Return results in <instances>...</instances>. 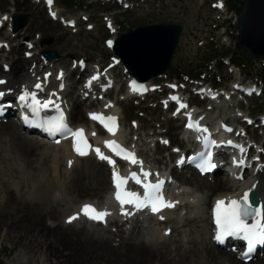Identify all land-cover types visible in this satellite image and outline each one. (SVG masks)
<instances>
[{
    "label": "rangeland",
    "instance_id": "obj_1",
    "mask_svg": "<svg viewBox=\"0 0 264 264\" xmlns=\"http://www.w3.org/2000/svg\"><path fill=\"white\" fill-rule=\"evenodd\" d=\"M27 1L30 5H26V9L15 12V14L26 15V23L13 33L8 30L10 27L5 24L1 32H9L12 36L15 35V39H8L10 38L8 34L4 43L11 47H17L18 44H22L25 47L20 36L27 34L25 29H27L26 27H28L30 22L36 21L39 27L32 28L30 36H26L27 41L36 42L35 45L43 47L44 51H55L57 58L54 60L64 58L75 61L83 58L91 66L102 64L106 67L113 56L112 51L107 49L105 45L106 40L111 37L105 28V19L109 16H111L116 27V35L114 36L117 37L129 29L142 25L161 23L182 26L180 40L171 60L170 69L164 76L152 80L154 84L161 85L160 91L145 98L130 99L117 104L121 113L120 122L125 139L129 144L132 140L138 139L139 145H141L139 148L147 149L145 157L152 165H162L164 162L160 163L159 159H164L171 167L173 165V154L170 153L169 147L159 146L158 148H151V155V152L148 151L152 147V145L150 146L151 139L168 137L172 142V146L178 144L183 148L188 145L181 141V124L176 119H171L169 116L171 110L165 112L159 104L164 96L163 93L169 92V89L165 86L166 83L177 81L182 89L188 90L192 79L203 73L204 75L207 74L204 77L207 82L214 75L221 81L218 88H227L233 81L236 82L243 79L254 81L255 78L260 77V72L263 68V59L254 60L252 58L248 63L242 60L245 63V67L242 69L231 67L230 72L228 65L225 64L227 63L226 60L224 61L225 66L221 70L216 66L215 58L224 57L226 59L227 57L224 55L226 52H237L234 20L241 0H235L234 8L232 10L227 9L224 12L211 9L209 5L212 0H129L131 4L135 5L134 8L129 9H123L119 5L113 6L112 3H105V0H73L74 6L64 8L61 6L60 1L56 0L61 15L77 20L78 24L73 28L52 21L41 3L34 4L32 0ZM12 2V0H0V13L6 12ZM85 17L89 18L88 22L82 20ZM42 19L49 23H45L42 26ZM87 24L92 25L93 28L91 30L87 29ZM217 24L218 27L215 29L214 26ZM16 35L19 37H16ZM44 38H50L51 43L41 44ZM0 39L2 38L0 37ZM25 50L20 54H24ZM32 51L33 53L39 52L38 50ZM240 51L242 52L241 49ZM12 58L13 61H16L19 56L12 55ZM114 71L118 78L115 87L109 91V97L117 99L125 92L126 85L121 67L115 68ZM85 74L87 73L85 72ZM77 77L78 75L74 76V80ZM76 83L73 96L75 100L78 98L76 94L79 92L76 90L80 87L81 81L78 80ZM195 101L200 103L198 99H195ZM96 106L98 107L97 104L94 105V107ZM238 106L241 113H250L254 117H258L264 114V96L241 100ZM236 110L237 108L232 107L230 112L227 113L230 118L229 121L237 113ZM132 120L136 121L137 127L131 125ZM254 134L259 138V141L262 140L259 131L255 130ZM141 138H145V141L140 142ZM151 143L153 144V140H151ZM13 148L7 135L0 132V262L2 264H16L18 255H20L30 240L31 236L29 234L27 239L25 238L23 229L19 227L12 228L11 226V223L14 222L17 224L22 223L21 218L23 219L24 213H26L24 212L25 203L28 204L30 215L34 214V220L40 224L43 225V219H45L46 223H60L63 221V217H66L71 212V210H65L67 206L78 205L85 201L101 203L109 189L108 170L104 165L98 166V162L95 164L92 158L78 159L80 160L79 162L75 160L72 166L74 169L71 168V170L68 167V160L64 159L66 152L64 148L59 151L58 146H56V150L48 148L44 152L42 150V155L41 151L40 153L37 151L38 154L32 156L28 164L22 162L23 158L20 155H12L10 159L4 158L6 152L11 154ZM262 151L264 152V143L262 144ZM57 153L62 155L59 162ZM54 165L59 167L63 174L62 176L58 174L57 182L51 176L54 171ZM66 165L70 171L64 174L67 171ZM205 181L210 183L213 180L205 178ZM188 190L192 191V187L188 186ZM194 192L197 196L204 197V199H206V195L209 197L215 195L212 191L208 192L207 190ZM36 201L40 203V205H37L38 208L33 206V202L37 204ZM209 203L210 200H205V204L203 200L195 201V204H201L200 207L204 213L206 211L205 215L207 218ZM185 212L189 214V209H185ZM49 219L54 221L49 222ZM199 219L202 222V218ZM204 221L206 226V218ZM200 222L197 223V226L201 229ZM93 227L98 236L108 237L110 244H113L115 241V237L112 235L115 230L114 224L113 226L109 224L106 227H98L96 225ZM157 227L161 228L158 225ZM105 229L109 231H105ZM139 229L146 231L145 228L139 227ZM185 236L187 237V235ZM209 237L210 235L208 234V240ZM50 241L51 238L48 237L46 242ZM69 248V246H63L65 254L69 253V250H71ZM92 252L87 251L88 255L86 253L85 258H80V260L76 257H71V260H65L68 256L66 255L65 258H62L64 259L62 263H60V260L54 259L49 264H110L108 259L103 260L97 251ZM29 253V251H26V255H29ZM153 263L156 264L155 262L150 264ZM251 264H264V258H258Z\"/></svg>",
    "mask_w": 264,
    "mask_h": 264
},
{
    "label": "bare ground",
    "instance_id": "obj_2",
    "mask_svg": "<svg viewBox=\"0 0 264 264\" xmlns=\"http://www.w3.org/2000/svg\"><path fill=\"white\" fill-rule=\"evenodd\" d=\"M12 1L13 2L10 5V8H8L6 12H2L0 14V21L8 22L10 17L12 15H15V12L24 10L26 9V5H30L27 0ZM126 2L129 3L128 0H125V3ZM134 7L135 5H133V8ZM5 17H7V19H5ZM45 23L49 22H46L44 21V19H42L41 25L43 26ZM36 26L39 27L36 21L32 23L30 22L28 27H26L27 29H25L27 34L21 35L20 38L31 45L32 43L35 45L36 42L27 41L26 36H30L32 28ZM8 34L10 35V38L8 39H15V36H12L11 33L0 32V37L2 38L0 40L6 41ZM16 37L19 36L16 35ZM114 38L115 37L112 36L110 41H112ZM24 49L25 47L22 46V44H18V47H11L8 52H5L3 50L1 51L0 79H5L8 82L7 84L3 85V90L7 95H12L14 94V92L24 90L25 86L31 87L36 91H42V89L48 83L54 89L52 93L55 99L57 100L58 98H60L64 103V109H67L70 120L73 122V126L77 129H86H84L86 137L92 141L90 147H88V154H91L92 157L101 160L95 149L98 147L103 153L102 146L103 144H105V141H102L99 138L96 127L88 126L89 122L87 116L89 112L91 113V111H86L91 109V107L94 105V101H90L89 104H86L87 100L82 99V95H87V98H94V96L98 97L97 99H99L100 101V111L119 116L120 111L117 107V104H119V102L125 101L124 99L128 98L131 95L129 91L121 94L115 101L114 99L109 97L108 90L104 91L102 89V86L106 84V82H102V80L103 77L106 76L98 75L96 72L98 71L97 68L87 66V69L93 70V72L88 74V76L83 81L84 83L76 90L79 93L76 94L78 95V98L75 100L73 96L75 94V88L77 85L76 82L79 79L75 81L74 76H76L79 72V67L77 69H73L72 60L64 58L44 62L40 57V53L44 49L41 46L37 47V45H35L31 50H27V48L25 50V54H20L24 51ZM32 50H38L39 52L33 53ZM28 52H31L30 57H28V55L26 54ZM12 55L19 56V58H17L16 61H13ZM5 65H7V67H5ZM78 66H80L79 63ZM61 72H63L62 77L60 76ZM48 73H50L51 75L49 76L47 81H44L43 79ZM79 73V77L81 78L82 73ZM108 80H110V76H108ZM37 82H42L43 87L41 89H35L34 85ZM56 85L57 87L65 85L63 89L67 88V90H69L66 95H64V97H66L65 99L62 100V97H60L58 90H56L57 87L54 88ZM9 89H12V91H9ZM7 95L6 99L8 100V102H10L12 100V97H8ZM210 105L211 107H209ZM230 106L233 107V104L230 105L229 103H226L224 101H210L208 104H205V106H202L201 111H197L196 117L199 118L200 116H203V122H205L207 125L215 124L217 121H225L229 119L227 113L230 112ZM0 132H3L7 135L9 142L14 147L11 151V154L6 152L4 157L5 159L12 158V155H20L23 158L22 162L24 164H28L31 160V157L38 154L37 151H39V153L41 151L42 155V153L48 148L56 150V146H58V151L62 150V148H64V151H66L64 159L68 160V167L70 169L72 168L75 160L76 162H79L83 159L77 157L72 149L66 146V142H56L52 146L40 143L34 137L26 135V131L24 129H21L20 126L12 119H8L6 120V122L0 123ZM117 137L121 139L122 142H125V138L121 129ZM185 139V136H183L181 141L184 142ZM143 140L145 141V138H141L140 142ZM158 141L159 140H153L152 144L150 140V146L152 145L155 148H158ZM178 143L181 144L180 142ZM133 144V149L137 148L136 146H141L139 145L138 141H133ZM151 148L153 147H150L148 151L151 152L152 155ZM140 151L141 153L144 151L142 154H145L147 152V149L141 148ZM57 158L59 162V160L62 158L61 153H57ZM98 160L93 161L95 162V164L98 162V166H102V162ZM69 161H72L71 166H69ZM165 161L166 160L164 159H159V162H164L162 165L166 164V166H158V169L167 170L169 168L168 163H166ZM74 166L76 165L74 164ZM254 166L255 167L249 171L248 169H245L246 172L243 174L242 180L237 179L235 176L231 178H223V176L219 174L217 176L214 175L213 181L210 183H207L205 181V178L199 177L192 169H186L180 172L175 171L174 178H176L182 185L191 186L192 191L188 192L180 185L178 187H172V192L169 195L173 201H179V203L175 205L176 208L173 207L167 212L157 214L155 217L149 219L147 223H144L143 219H140L138 216L126 217L122 215L121 209L118 207H114L111 204V200L109 198L110 187L107 191L106 196L100 204L85 201L82 204L67 206L65 210H71V212L66 217L64 216L63 221L60 223H46L45 219H43V225L40 224L39 222L34 220V214L30 215L31 212L29 210V207H27L28 204L25 203L26 208L24 209V212L26 213H24V217L22 215V223H19L20 225L15 222L11 223L12 228L19 227L20 229H23L25 231L24 236L26 239L28 237V234L31 236L30 240L28 239V243L23 248V251L20 253V255H18L16 264H49V262L54 259L60 260V263H62V260H64L62 258H65L66 255L68 256L65 258V260H71V257H76L80 260V258H85L87 251H97L100 254L101 258H103V260L108 259L110 264H150L151 262H155L156 264H245L241 261V259H237V256L230 250L217 248L210 241V238L208 240V234L211 231V225L209 219L205 215L206 211L204 213V211L200 207L201 204H194L193 201L198 198L201 201L203 200L205 204V200L212 201L219 197L238 199L241 198V196L244 194V191H246L250 187H253L257 193L259 205L264 204V165L262 166V164H255ZM110 168L112 170L115 168V166ZM70 169H68L66 165L67 171H65L64 174H67ZM170 169L174 171L173 167H171ZM234 170H236V172L234 173L235 175H237L236 173L238 172V170H240V168H233V171ZM61 172L62 170L60 171V168L57 166L55 167L54 165V171L52 172L51 176L56 182L58 181V174H60L61 176L63 175ZM203 190H207L208 192L212 191L215 195H213V197H209L208 195H206V199H204V197H199L194 192H201ZM34 202L33 206L38 208L37 205H40V203L36 201L37 204H35ZM85 204H92L98 209L107 208V210L111 213V215L106 217V220L110 225H115V230L112 234L115 237V241L112 245L110 244L108 237L98 236L96 231H94L95 228L93 226L88 227L86 224L80 221L82 212L77 219L73 220L71 223L68 222V218L76 214L77 212H80L82 206ZM187 208L189 209V214L185 212V209ZM201 211H203L202 214H200ZM160 216H163L164 219L161 220ZM199 218H202V222L199 221ZM205 218L207 220L206 226L204 225ZM50 220L51 219H49V222L54 221ZM199 222L201 229L197 226V223ZM77 223L78 225H76ZM161 223H163L164 226L158 228L157 225L160 226ZM95 225L98 227L99 225H102L101 227L107 226L105 222H98L95 223ZM139 227L145 228L146 231L140 230ZM167 229H171V232L168 235L165 234V231ZM33 231H35L36 233ZM105 231L109 230L105 229ZM172 233L174 234L172 235ZM184 234L187 235V237ZM48 237L51 238V241L47 243L46 239H48ZM63 246L70 247L69 249L71 250H69V253H64ZM26 251L30 252L29 255H26ZM252 262L253 261H250L248 264H251Z\"/></svg>",
    "mask_w": 264,
    "mask_h": 264
},
{
    "label": "snow or ice",
    "instance_id": "obj_3",
    "mask_svg": "<svg viewBox=\"0 0 264 264\" xmlns=\"http://www.w3.org/2000/svg\"><path fill=\"white\" fill-rule=\"evenodd\" d=\"M49 4L52 3V0H48ZM7 19V17H5ZM91 27V26H90ZM109 45L112 44V41H108ZM31 55V53H28ZM7 67V65H5ZM46 75H51L46 74ZM60 76H63V72L60 73ZM8 82L5 79H0V85L7 84ZM135 83V82H133ZM35 89H41L43 87L42 82H37L34 85ZM173 87H176L173 85ZM237 87H240L237 85ZM135 90V89H134ZM12 91V89H9ZM5 92L0 91V97L4 96ZM218 94H213V98ZM19 100L23 103H28L29 98H31V107L33 112L36 111L35 105L39 103L37 99V92L31 91L28 86L24 87L23 92L19 95ZM175 100H179V97H173ZM44 107H48L49 104H44ZM188 106L181 102L180 108H187ZM211 107V105L209 106ZM185 115L188 117V124L186 125L189 129L195 130L198 133H205L208 136V140L205 141L211 142L213 144L216 141L211 140V132L209 131V127L206 124H202L201 122L204 120L203 116H200L197 120L193 121L192 113L187 112ZM93 119L100 120L104 123V118L102 114H91ZM108 120H111L112 124H105V127L108 128L110 132H114L118 125L115 123V117H108ZM135 123V122H134ZM42 126L46 127V130L50 133V135L55 136L56 134H60L61 137L64 136V133L67 132L69 135L73 137L74 140V150L77 154L83 156L87 153L81 147V142L84 141L86 143V138L84 136V129H71L66 123V119L63 114L60 115L59 118H49ZM224 129L228 132H232L233 129L228 127L227 125L223 126ZM199 139V137H198ZM59 143V141H57ZM167 143V141H164ZM227 143L231 144L232 141H227ZM107 146L114 152L117 156L125 154L123 156L124 159L129 160L133 165H140V173L133 172L131 173L132 177L136 180V183L141 185L143 189V193L129 191L125 188L122 192L120 190L121 185L126 184L127 178L120 176L118 173L114 172V182L117 191L115 192V199L121 205V214L128 217L135 215V212L126 210L125 206L130 205L135 208L136 211H143L148 209L152 213H160L161 210L165 207H175L179 201H170L167 200L163 195V185L166 183V180L157 179L155 182L152 181L151 177L153 173L150 170H146L143 167V161L140 160L136 154L125 148L123 145H120L117 141L110 140L106 141ZM90 147V146H89ZM96 153L100 156L101 159L109 160L111 163L115 164V161L112 160L110 156L104 155L101 152L100 148L95 149ZM178 151V150H177ZM243 161H238L237 164H241ZM72 161H69V166H71ZM211 165L210 159H205L202 161L200 167L203 169L205 166ZM214 166V165H212ZM142 174V175H141ZM159 177V173L155 174ZM140 178H137V177ZM144 177H148L149 179L145 180ZM242 178V177H241ZM252 189L250 188L248 192H245L243 196L239 199H233L231 203V207L221 210V205H223L224 201H218L216 207V223L219 225L218 233L215 239L218 242H223V239L226 236H242L247 241V252L244 253V258L248 259L249 254L254 250L255 245L264 244V204L257 207L254 201L250 198V194ZM81 212L87 216L89 219L96 221H106V217L111 215V213L105 209H98L96 206L92 204H85L82 206L80 212L70 216L68 218V222L71 223L73 220L77 219ZM252 219L254 222L249 223V219ZM160 219L163 220L164 217L160 216ZM171 229H167L165 234H170Z\"/></svg>",
    "mask_w": 264,
    "mask_h": 264
},
{
    "label": "water",
    "instance_id": "obj_4",
    "mask_svg": "<svg viewBox=\"0 0 264 264\" xmlns=\"http://www.w3.org/2000/svg\"><path fill=\"white\" fill-rule=\"evenodd\" d=\"M19 18H22L20 25H24L26 16H16L15 20ZM237 25L238 44L243 52L254 59L263 58L264 0H244ZM181 30L182 27L177 24L139 26L116 40L114 52L134 78L147 81L170 67ZM45 57L51 59L56 54L46 52ZM251 198L256 204L258 198L255 192L251 193Z\"/></svg>",
    "mask_w": 264,
    "mask_h": 264
},
{
    "label": "trees",
    "instance_id": "obj_5",
    "mask_svg": "<svg viewBox=\"0 0 264 264\" xmlns=\"http://www.w3.org/2000/svg\"><path fill=\"white\" fill-rule=\"evenodd\" d=\"M231 1H233V0H230L229 4L232 3ZM241 6H242V4L240 5L239 11L241 9ZM237 47H239V46L237 45ZM239 57H241L242 60H245L247 62L250 61V58L248 56L243 55L242 53H241L240 56L235 54V53H231V56H230L231 62H233L235 64H238V65H243V63H242V61H241V59ZM0 264H1V262H0Z\"/></svg>",
    "mask_w": 264,
    "mask_h": 264
}]
</instances>
